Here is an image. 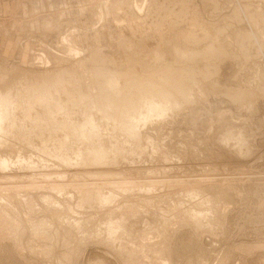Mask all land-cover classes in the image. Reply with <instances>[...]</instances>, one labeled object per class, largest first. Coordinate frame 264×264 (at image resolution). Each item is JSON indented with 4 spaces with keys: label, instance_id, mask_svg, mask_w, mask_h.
<instances>
[{
    "label": "rangeland",
    "instance_id": "374dc122",
    "mask_svg": "<svg viewBox=\"0 0 264 264\" xmlns=\"http://www.w3.org/2000/svg\"><path fill=\"white\" fill-rule=\"evenodd\" d=\"M129 61L141 76L161 62L193 68V98L138 123L137 138L97 108L96 138L65 137L57 121H85L71 83L50 88L68 106L57 128L25 118L26 86L65 70L89 92L101 65ZM0 90L22 99L26 123L0 133V264H264V0H0ZM99 140L104 160L77 155Z\"/></svg>",
    "mask_w": 264,
    "mask_h": 264
},
{
    "label": "bare ground",
    "instance_id": "6f19581e",
    "mask_svg": "<svg viewBox=\"0 0 264 264\" xmlns=\"http://www.w3.org/2000/svg\"><path fill=\"white\" fill-rule=\"evenodd\" d=\"M207 31V30H205ZM153 34V33H152ZM205 34V33H204ZM192 35V34H191ZM183 36V35H182ZM190 36V34L188 35ZM214 36V35H212ZM218 36V35H217ZM220 36V35H219ZM218 36V37H219ZM179 37V35H178ZM181 37V35H180ZM195 37V36H193ZM206 37V36H205ZM222 37V36H221ZM220 37V38H221ZM224 37V36H223ZM183 38V37H182ZM190 38V37H188ZM207 38V37H206ZM215 38V37H214ZM211 39V38H210ZM224 39V38H223ZM186 40V38H185ZM190 40V39H189ZM217 40V39H214ZM213 40V41H214ZM226 40V39H225ZM181 41V40H180ZM209 41V40H208ZM219 41V39H218ZM222 41V40H221ZM228 41V39H227ZM210 42V41H209ZM217 42V41H216ZM223 42V41H222ZM226 42V41H225ZM173 43V42H172ZM174 43L176 44V42L174 41ZM186 43V42H185ZM183 42V44H185ZM189 43V42H188ZM187 43V44H188ZM207 43V42H206ZM225 44V43H224ZM227 44V43H226ZM245 44V43H244ZM177 45V44H176ZM180 45V44H179ZM177 45V46H179ZM217 45V44H216ZM216 45H210V47L208 48V50H205L204 52L207 54L210 51L212 52V54H216L217 52L220 53V46H216ZM223 45V44H222ZM173 46V44H172ZM170 46V47H172ZM183 46V45H181ZM188 46V45H187ZM190 46V45H189ZM188 46V47H189ZM208 46V45H207ZM227 46V45H226ZM194 47V46H192ZM224 47V46H223ZM222 47V48H223ZM174 48V47H173ZM186 48V46H185ZM185 48H178L177 51H175L174 53L177 55H180L181 57L184 56H188L189 52L191 53V55H200L204 52L201 51H195L196 47L194 50H186ZM225 48V47H224ZM229 48V47H228ZM160 49V47H159ZM175 49V48H174ZM198 49V47H197ZM201 49V48H200ZM205 49V48H204ZM129 50V49H128ZM158 50V49H157ZM167 50V49H165ZM231 50V49H229ZM168 51V50H167ZM166 51V52H167ZM173 51V50H172ZM171 51V52H172ZM159 54L161 53L160 50L158 51ZM164 51V53H166ZM169 52V51H168ZM167 52V53H168ZM233 52V51H232ZM131 53V52H129ZM138 53V52H137ZM152 53V52H151ZM162 53V54H164ZM170 53V52H169ZM173 53V52H172ZM224 53V52H223ZM231 54V53H230ZM139 55V54H138ZM153 55H155L153 53ZM174 55V54H171ZM136 56V55H135ZM161 56V55H160ZM158 56V57H160ZM165 56V54H164ZM170 56V55H169ZM176 56V55H175ZM179 56V57H180ZM232 56V55H231ZM155 57V56H154ZM157 57V56H156ZM173 57V56H172ZM180 57V58H181ZM199 57V56H198ZM220 57V56H219ZM230 57V56H228ZM139 58V57H138ZM144 58V57H143ZM176 58V57H175ZM206 58V56H205ZM214 59V57H212ZM216 58V57H215ZM218 58V57H217ZM224 58V57H223ZM227 58V57H226ZM231 58V57H230ZM104 59V58H103ZM130 59V58H129ZM183 59V58H182ZM202 58H200L201 60ZM212 59V60H213ZM221 59V58H219ZM133 60V59H132ZM137 60V59H136ZM159 60H163L159 59ZM174 60V58H173ZM178 60V59H177ZM181 60V59H179ZM178 60V61H179ZM190 60V59H189ZM192 60V59H191ZM211 60V59H209ZM218 60V59H217ZM145 61V58H144ZM142 60V62H144ZM167 61V60H166ZM176 61V60H175ZM196 61V60H193ZM206 61V60H205ZM131 62V61H129ZM141 62V63H142ZM147 62V61H145ZM144 62V63H145ZM157 62V61H156ZM165 62V61H164ZM174 62V61H173ZM183 62V61H182ZM189 62V61H188ZM192 62V61H191ZM203 62V61H202ZM212 62V61H210ZM217 62V61H216ZM100 63V62H99ZM116 63V62H115ZM139 62H131L129 63L127 66L124 65V68H122L121 70H117V69H105V67L103 68V66L100 63V67L96 73V75L101 76V78L98 79L97 77V81L95 82L94 86H90L88 88L89 92L84 91L81 92L78 90V88L73 87V83L74 81L71 80V76L68 75L67 71L63 70V71H59L56 74L52 75L53 81H51L50 83L52 84L51 86H48V83H45L46 85L44 86H40L39 88H34L33 86H26L24 88V95L23 97L26 96V100L27 102H25V104L21 101L22 99H18L19 102H21L20 104L23 103L22 108L17 99L15 100L14 97H8V95H5V92L0 90V133H4V134H9L11 133V131H13L12 129L18 127V130H21L23 128H25L26 123L21 119L17 117V114L15 112L16 109H23L24 111V116L26 118L30 117V120L34 121V123L36 124L35 127L40 128V126L42 124V126H44V128L46 126H50V130L52 129V126L56 127L57 125L62 127L63 130H65V137L74 133L75 135H77L80 140L84 139H89L88 141H90L91 137H94V135H92L93 133H97V130H99L100 126L103 124L101 123V121H97L94 118L95 113H92L93 110L92 108H97V110L99 112L102 113V121L106 122L107 120V124H112L114 130L118 129V130H122L124 132L122 133H127V134H132L134 136V138H137L140 136V134L138 133V131H136V126L138 125V123H141L142 121H150L153 120L155 117H159L162 115H167L170 111H174L175 109H179L181 106H183L184 104H186L187 102H189L190 98H193L192 94L194 92V90L196 88H193L194 85H188L190 84L188 81V77L193 78L194 74V69L193 68H182L180 63V67L181 69L179 70V68H177L173 63H167L165 62L164 64L159 65L155 71V69H151L153 70V73H146V75L144 74L143 76H141V74H139L136 70L135 67L132 66H137L136 64H138ZM220 63V62H219ZM98 64V63H97ZM105 65V63H103ZM147 64V63H146ZM157 64V63H156ZM155 64V65H156ZM196 64V63H195ZM199 64V63H198ZM142 65V64H141ZM185 65V64H184ZM210 65V64H209ZM211 65H213V63H211ZM150 66V65H149ZM154 66V65H152ZM193 66V65H192ZM191 66V67H192ZM115 67V66H114ZM118 66H116L117 68ZM144 67V66H143ZM146 67V66H145ZM185 67V66H184ZM196 67V66H195ZM194 67V68H195ZM204 67V66H203ZM216 67V66H215ZM214 67V68H215ZM112 68V67H111ZM120 68V66H119ZM197 68V67H196ZM189 71H188V70ZM200 69V68H199ZM203 70V69H202ZM145 71V69H144ZM155 71V72H154ZM146 72V71H145ZM149 72V71H148ZM198 72V71H197ZM148 74V75H147ZM95 75V76H96ZM197 75V74H196ZM205 75V74H204ZM203 75V76H204ZM51 76V75H50ZM198 76V75H197ZM195 76V77H197ZM209 76V75H208ZM187 79H184V78ZM206 78V77H205ZM56 79V81L54 80ZM202 79V78H201ZM209 79V78H206ZM70 80V82H68ZM95 80V79H94ZM198 80H200V78H198ZM205 80V79H204ZM203 80V81H204ZM55 81V82H54ZM72 81V82H71ZM196 81V80H195ZM202 81V80H201ZM202 81V82H203ZM209 81V80H208ZM194 82V81H193ZM71 83V89L74 91V93H77L76 96L73 97H69L67 95V98L69 97V103L71 101V103L73 102V105H77L80 110L83 112L84 114V122L82 121H78L77 120H73L70 119V122L67 121L62 122V121H57L56 122V126L54 125V121L55 116L54 114L58 111L61 112V114H64V111L67 109L66 107L68 106H63L62 102H60L58 100V96L56 97V95L54 94V90L50 89L52 87H56L54 88L55 91H60V87L58 88V86H61V90H65L68 91L70 90V88H67L68 84ZM24 84V83H23ZM199 84V83H198ZM58 85V86H57ZM203 85V84H202ZM21 86V85H20ZM204 86V85H203ZM201 86V87H203ZM10 87V86H9ZM22 89V88H21ZM34 89V90H32ZM93 89V90H92ZM96 89V92L94 91ZM203 89V88H202ZM205 89V88H204ZM237 89V88H236ZM239 89V88H238ZM9 90V89H8ZM16 90V87H15ZM78 90V91H77ZM98 90V91H97ZM201 90V89H200ZM14 91V89H13ZM71 91V90H70ZM72 91V92H73ZM203 91V90H202ZM7 92V91H6ZM62 91H60L61 93ZM236 92V91H235ZM239 92V91H238ZM241 92V91H240ZM244 92V91H242ZM241 92V93H242ZM252 92V90L250 91ZM59 93V92H58ZM56 93V94H58ZM66 93V94H67ZM197 93V92H196ZM203 93V92H202ZM231 94H233L232 92H230ZM13 94V92H12ZM23 94V93H22ZM53 95V98L50 97V95ZM72 94V93H71ZM201 94V93H200ZM203 95V94H201ZM254 94V93H252ZM20 94H18L19 96ZM55 95V96H54ZM59 95V94H58ZM74 95V94H73ZM230 95V94H229ZM251 95V94H250ZM11 96V94H10ZM14 96V95H13ZM233 96V95H232ZM22 97V98H23ZM202 97V96H201ZM230 97V96H229ZM255 97V96H254ZM200 98V97H199ZM205 98V97H204ZM236 98V97H235ZM241 98V97H240ZM60 99V98H59ZM242 99V98H241ZM253 97H252V101H253ZM23 100H25V98H23ZM25 100V101H26ZM236 101V99H235ZM68 103V104H69ZM67 104V105H68ZM188 104V103H187ZM191 104V103H190ZM38 107L42 108L40 111L38 109ZM74 107V106H73ZM73 109V108H72ZM71 109V110H72ZM95 110V109H94ZM21 111V110H20ZM63 111V112H62ZM35 112V114H34ZM48 114L47 115H43L44 113ZM69 112V111H68ZM72 112V111H71ZM79 113H81L80 111H78ZM54 113V114H53ZM65 113H67L65 111ZM176 113V112H175ZM23 114V113H22ZM52 114V115H49ZM58 114V113H57ZM59 113V115H61ZM71 114V113H70ZM173 114V113H172ZM58 115V116H59ZM174 115V114H173ZM23 116V117H24ZM62 116V115H61ZM66 116V115H65ZM69 116V114H68ZM73 116V115H72ZM81 116V114H80ZM52 117H54V119H52ZM57 117V115H56ZM70 117V116H69ZM82 117V116H81ZM24 118V119H25ZM28 119V118H26ZM42 119H44V122L42 121ZM157 120V119H156ZM31 121V122H32ZM152 123V122H150ZM105 124V123H104ZM142 124V123H141ZM147 124V123H146ZM34 125V124H33ZM106 125V124H105ZM145 125V123H144ZM102 127V126H101ZM111 127V126H110ZM42 127L41 130L44 132V129ZM57 128V127H56ZM55 128V129H56ZM61 128V129H62ZM232 128V127H231ZM235 128V127H234ZM54 129V130H55ZM57 130V129H56ZM31 131V130H29ZM38 131V132H39ZM15 132V131H14ZM35 132V131H34ZM37 132V133H38ZM53 132V131H52ZM116 132V131H114ZM20 133V131H19ZM49 133V132H48ZM64 133V132H63ZM227 133V132H226ZM225 133V134H226ZM238 133V132H237ZM14 134V133H13ZM38 135V134H37ZM44 135V134H43ZM131 135V136H132ZM4 136V135H3ZM130 136V137H131ZM225 136V135H224ZM223 139H231V135H227L224 137ZM6 137V136H5ZM109 137V136H108ZM112 137V135H111ZM10 138V137H9ZM22 138V137H21ZM71 138V137H69ZM74 138V137H73ZM72 138V139H73ZM75 138V139H76ZM96 138V137H94ZM99 138V136H98ZM133 138V137H132ZM2 137L0 136V144L3 145L2 141H1ZM67 139V138H66ZM65 139V140H66ZM114 139V138H113ZM234 139V138H233ZM241 139V138H240ZM53 140V139H51ZM59 140V139H58ZM92 140V139H91ZM138 140V139H137ZM236 140V139H235ZM5 141V140H4ZM69 141V139H68ZM237 141V140H236ZM26 142V141H25ZM30 142V141H28ZM71 142V141H69ZM68 142V145H69ZM91 142V141H90ZM88 142V143H90ZM117 142V141H116ZM9 143V142H8ZM31 143V142H30ZM230 143V142H229ZM234 143V142H233ZM72 144V142H71ZM77 144V143H76ZM93 144V145H92ZM6 145V144H5ZM63 145V144H62ZM92 145V146H91ZM115 145V144H114ZM70 146V145H69ZM75 146V145H74ZM48 147V146H47ZM113 147V146H111ZM60 148V147H59ZM245 148V147H244ZM66 149V147H65ZM71 149V148H70ZM78 153L77 155L82 157L83 155L84 158L86 159L87 157H91V155H93V157L97 160H104V158L106 157V155L108 154V149H106V147L104 146V144H102V142L99 140V142L97 144L95 143H90V147L86 150V153L84 151L85 154H82L81 152H79V147L77 148ZM119 149V148H118ZM49 150V149H48ZM69 150V148L67 149V151ZM116 150V149H114ZM81 151V150H80ZM51 152V151H50ZM49 152V153H50ZM118 152V151H117ZM52 153V152H51ZM115 153V152H114ZM55 155V154H53ZM57 155V153H56ZM62 156V155H60ZM73 156V155H72ZM76 156V155H75ZM108 156V155H107ZM66 156H64L65 158ZM77 157V156H76ZM2 158V157H1ZM64 158L62 157V159L64 160ZM79 158V157H78ZM82 159V158H81ZM76 160V159H75ZM79 160V159H78ZM91 160V159H90ZM107 160V159H106ZM109 160V159H108ZM92 161V160H91ZM89 162V161H88ZM94 162V161H93ZM3 162L0 159V165H2ZM82 164V161H81ZM88 164V163H87ZM5 165V164H4ZM83 165V164H82ZM97 165V164H96ZM96 176V175H95ZM102 176V175H101ZM104 176V175H103ZM105 177V176H104ZM108 177V176H107ZM112 177V175H111ZM117 177V176H116ZM104 179V178H103ZM117 179V178H116ZM62 180V179H61ZM100 180V179H99ZM102 180V179H101ZM119 181V179H117ZM122 180H125L122 179ZM120 180V185L121 186V181ZM159 181V180H158ZM110 182V181H109ZM125 182V181H124ZM101 183V181H100ZM106 183V182H104ZM142 183V182H141ZM115 184V183H114ZM124 185V184H123ZM115 186V185H114ZM91 187V186H90ZM96 187V186H95ZM89 191V190H87ZM92 193V192H91ZM95 193V190H94ZM98 193H96L97 195ZM107 194V193H106ZM100 195V193H99ZM113 195V194H112ZM100 198V196H99ZM98 198V199H99ZM108 200L109 201V197L108 195L106 196L105 194H101V199L100 201L102 202L103 200ZM28 200V199H27ZM98 202V201H97ZM57 203V202H56ZM202 215L200 214L199 211H197L196 214V218H194L195 220H197V222H201L202 219ZM205 218V217H203ZM176 219V218H175ZM194 220V221H195ZM202 223V222H201ZM43 224V223H42ZM113 226H111L112 228H109L110 232H115L118 233L120 230H122V224H120V222L117 223H112ZM42 228V227H41ZM73 230V229H72ZM71 230V231H72ZM16 233V232H15ZM124 235H126V233H124ZM152 236V235H151ZM126 237V236H125ZM148 237V236H147ZM164 246V245H163ZM124 247V246H123ZM163 249L160 250V252H162ZM164 261V260H163ZM163 264V263H162Z\"/></svg>",
    "mask_w": 264,
    "mask_h": 264
}]
</instances>
